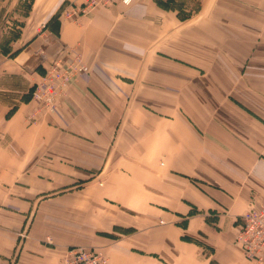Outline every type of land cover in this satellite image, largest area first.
Listing matches in <instances>:
<instances>
[{
    "label": "crops",
    "instance_id": "1",
    "mask_svg": "<svg viewBox=\"0 0 264 264\" xmlns=\"http://www.w3.org/2000/svg\"><path fill=\"white\" fill-rule=\"evenodd\" d=\"M85 1L0 0L21 21L0 51V264L72 247L109 264H264L234 243L264 203V0ZM75 53L83 73L41 110L43 65Z\"/></svg>",
    "mask_w": 264,
    "mask_h": 264
},
{
    "label": "rangeland",
    "instance_id": "2",
    "mask_svg": "<svg viewBox=\"0 0 264 264\" xmlns=\"http://www.w3.org/2000/svg\"><path fill=\"white\" fill-rule=\"evenodd\" d=\"M184 2H185V0H180V3H184ZM84 4H85L84 8L91 6L90 2L87 0L84 2ZM99 7H101V6H99ZM103 8H105V7H103ZM179 8H182V9H180L181 13H183V14L188 13V12H185L183 10V9H185V7L181 6ZM195 8L196 7L194 5L193 7L189 8V9L192 11ZM74 10H75V7L73 5L65 4L64 9H63V17L70 18L69 14L71 15L74 12ZM20 23H21V21H16V22L9 21V22H7L6 18L0 19V31L3 29V26H8V24H10V26L13 29V31L12 30H9V31L5 30L4 32L0 33V36H1V38H0V51L4 55H7L9 53L12 54L10 52V50H11L10 42L15 39V32L18 29L17 25H19ZM6 31H8V32H6ZM20 45L21 44H19V46ZM17 49L18 48H16V50ZM43 67H44V73H43L40 81L34 84L33 89L31 90V92H32L31 95L35 101L40 103V109L41 110L52 112V111L57 109V107L60 105V101L62 100V98H64L66 96L67 88H68L69 84L71 83V81L73 79H75L76 77H78L81 73H83L85 67H84L82 60H81V57L78 53L71 55L68 61L63 60L62 57H57V58L53 59L52 61L45 63L43 65ZM258 207L251 208V209L245 211L244 213H247L251 210L258 209ZM241 216H240V229L238 230L236 237L234 239L235 244H236L237 235H239V232L241 230ZM240 249H241V247H240ZM241 251H242V249H241ZM254 262H256V261H254ZM261 262H264V261H261Z\"/></svg>",
    "mask_w": 264,
    "mask_h": 264
},
{
    "label": "built area",
    "instance_id": "3",
    "mask_svg": "<svg viewBox=\"0 0 264 264\" xmlns=\"http://www.w3.org/2000/svg\"><path fill=\"white\" fill-rule=\"evenodd\" d=\"M92 7L108 8L115 3L129 5L133 0H88ZM77 10L69 17L76 15ZM58 72V71H57ZM245 259L249 261H264V203L258 209L251 210L241 216V230L236 238ZM60 264H109L108 258L89 248L72 247L67 250Z\"/></svg>",
    "mask_w": 264,
    "mask_h": 264
},
{
    "label": "bare ground",
    "instance_id": "4",
    "mask_svg": "<svg viewBox=\"0 0 264 264\" xmlns=\"http://www.w3.org/2000/svg\"><path fill=\"white\" fill-rule=\"evenodd\" d=\"M62 260H63V259H62ZM108 260H109V259H108ZM60 263H61V262H60ZM60 263H59V264H60Z\"/></svg>",
    "mask_w": 264,
    "mask_h": 264
}]
</instances>
